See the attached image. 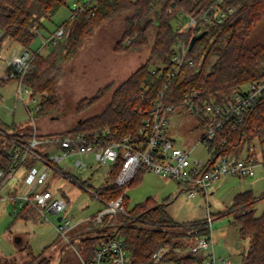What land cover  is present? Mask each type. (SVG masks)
Masks as SVG:
<instances>
[{
    "label": "trees",
    "instance_id": "16d2710c",
    "mask_svg": "<svg viewBox=\"0 0 264 264\" xmlns=\"http://www.w3.org/2000/svg\"><path fill=\"white\" fill-rule=\"evenodd\" d=\"M212 1L214 0H100L93 18H87V11L79 14L73 12L72 18L79 24L69 37L66 34L70 21L62 25L63 38H69L63 51L58 54L52 49L47 55L34 52V69L23 79V84L31 91V97L39 96L36 115L49 116L59 110L58 87L63 75V61L74 56L87 36L92 35L103 21L124 14L122 38L116 44V50L125 51L122 45L129 39L127 48L141 50L145 46H151L149 60L114 89L108 84L100 88L94 97L82 100L78 105L81 112L111 92L108 103L98 115L80 121L78 128L61 136L82 133L92 138L106 130L118 131L121 135H138L140 128L150 118L152 100L161 85V80L157 73L152 72L151 65H168L172 46L180 38V34L174 29V19L181 11L195 15ZM64 5L66 0H0V49L3 42L9 40L30 50L32 42L44 28L43 19L52 17ZM227 5L237 8L234 16L223 24L212 26L194 44L192 56L196 59V66L185 67L186 73L178 80L179 101L185 91L197 89L201 92L202 100L224 104L245 85L264 78V42L252 47L247 45V39L253 30L264 20V0H232ZM59 42L61 40L51 46ZM203 59V66L196 73L195 68L200 66ZM147 87L150 89L145 93ZM30 138L29 132H15V127L0 120V169L7 173V178L11 175L9 168L14 162L18 144L26 145ZM224 138L226 133L223 132L210 143L214 156L225 152L237 154V149L245 140L251 142L257 138L263 141L264 98L244 115L233 139L223 144ZM36 163L33 156L26 160L28 168ZM121 167L122 159L110 167L104 187L98 189L103 197L114 199L122 194L123 189L114 184ZM146 172L141 170L130 187L139 184ZM261 199H264V192ZM257 201L258 198L251 190L241 192L235 195L233 204L227 211L239 213L234 223L239 226L240 238L249 241L242 264H264V211L262 216H255L254 205ZM127 203L128 196L124 199L126 209ZM167 206L165 202L157 203L153 198H148L127 215H121L118 225L101 230L92 229L91 235L81 238L86 257L90 258L102 241L120 236L128 245L132 264H151L162 249L169 250L168 256L174 255L178 248L185 247L182 242L185 238L209 233L206 225L192 232L181 231L168 213ZM15 219L38 222V214L27 204ZM43 254L35 255L28 248L30 262L25 264H51V260ZM173 259L176 264L193 261L190 256H173ZM0 264L18 262L16 259H5Z\"/></svg>",
    "mask_w": 264,
    "mask_h": 264
},
{
    "label": "rangeland",
    "instance_id": "374dc122",
    "mask_svg": "<svg viewBox=\"0 0 264 264\" xmlns=\"http://www.w3.org/2000/svg\"><path fill=\"white\" fill-rule=\"evenodd\" d=\"M87 2L88 0H66V5L57 13L50 18L43 19L44 28L32 42L30 51L38 52L42 47V37L54 33L68 21H70V26L66 35L69 37L79 24L74 17L72 18L73 11ZM124 18L123 14L103 21L92 35L87 36L77 53L63 61V75L58 87L60 108L55 114L49 116L37 117L36 105L39 102V96L32 98L31 92L23 89L24 100L22 101L18 97L19 80H5V59L7 61L10 59L13 49L9 48V43L4 41L0 54V120L8 125H24L23 127L27 123L32 125L34 120L38 132V121H42L46 123L48 130L53 132L48 134V137H51L65 135L78 128L80 121L98 115L108 103L111 92L85 111H79V103L84 99L94 97L100 88L108 84L114 89L121 84L116 82L118 79L131 76L149 60L151 55V46H145L141 50L127 48L130 43L129 39L123 42L122 46L125 51L116 50V44L122 38ZM67 36L54 46L49 45L43 48L41 54L47 55L52 49H55L58 54L61 53L69 42ZM260 42H264V20L253 30L247 39V45L252 47ZM13 46H16L14 47L17 48L16 51L22 49L17 44ZM154 67L157 66L151 65V69ZM199 67L202 68L201 65ZM18 130L19 127L15 128V132H19ZM168 133L169 135L173 133L179 145L192 146L198 142L202 131L198 127L197 120L181 109L174 113ZM47 146L49 145H44V149H47ZM250 147L254 148L252 152L249 151ZM236 153L240 158L251 156L260 162V165L256 167L255 175L246 178L233 176L220 178L214 183L213 192L208 201L209 211L214 218L212 238L216 256L226 258L231 264H242L243 254L249 241L240 238L239 226L234 223L239 213H228L227 211L232 206L236 194L252 190L258 198L254 205L255 216H262L264 211V199H261L264 192V140L257 138L251 142L245 140ZM207 155L205 148L200 145L193 152V156L198 158H204ZM85 160L94 164L91 158ZM108 172L107 165L96 164L92 170L87 172L76 170L75 173H69V176L87 185L90 189L96 190L104 187ZM52 184L51 189L57 185L66 192L69 202V208L64 213L55 217L50 216L53 224L16 220L14 205L10 202L0 203V261L16 259L18 264L28 263L30 262L28 248H31L35 255L44 253V257L49 258L51 264H82L81 257L86 256V253L81 238L91 235L92 229L101 230L119 224L121 215L107 217L103 224H94L91 217L103 210L104 204L91 192L78 186L72 179L62 175L58 176ZM127 196V213L139 203L153 198L157 203L168 204L167 211L181 231L192 232L206 225L208 210L203 197L199 195L191 198L188 192L182 190L179 184L172 179H166L147 171L139 184L129 188ZM67 219L71 222V228L62 234L57 227L65 224ZM182 242L185 244L184 248H178L174 255H169L161 263L154 260L151 264H176L173 256L177 258L189 256V247L197 242V238L190 236Z\"/></svg>",
    "mask_w": 264,
    "mask_h": 264
},
{
    "label": "built area",
    "instance_id": "2783aa9c",
    "mask_svg": "<svg viewBox=\"0 0 264 264\" xmlns=\"http://www.w3.org/2000/svg\"><path fill=\"white\" fill-rule=\"evenodd\" d=\"M99 1L88 0L73 12L79 14L87 11V18H93ZM229 1L232 0H214L195 15L186 11L177 14L174 19V29L180 34V38L172 46L169 64L152 69L161 80V85L153 97L150 118L140 128L138 135H121L118 131L106 130L92 138L82 133L42 138L33 120L30 140L26 145L18 144V149L14 152V162L9 168L11 175L7 178V173L0 169V194L5 185L9 184L10 179L20 170H24V176L19 180L22 182V189L15 195L19 198V203L14 215L17 216L29 204L36 210L40 222L53 224L50 216H59L69 208L66 197L55 195L47 187L53 172H58L72 179L87 192H91L104 204V209L91 217L94 224H103L106 217L128 214L124 199L138 173L145 170L176 181L191 198L201 195L207 204L208 217L205 224L209 233L197 236V242L189 247V256L193 261L188 264H231L226 258L216 256L212 238L214 218L209 211L208 198L214 183L220 178L252 177L255 175L258 163L254 157L240 158L229 152L214 156L210 143L219 138L223 132L226 133L223 144L233 139L234 132L238 130L244 115L264 98V78L245 85L224 104L202 100L201 92L197 89L185 91L180 101L177 96L178 80L185 72V67L196 66V59L192 56L195 51L194 46L191 48L192 39L205 32L207 34L212 26L223 24L234 16L237 8L227 5ZM169 12L171 13L172 9ZM63 36L64 26H61L54 33L43 37L42 47L62 40ZM34 57V52L22 48L19 51L15 50L7 61L5 80H19L18 97L22 101L23 89L31 92L23 84V79L34 69ZM203 62L204 59L200 63L201 66ZM195 69L196 73L200 71V67ZM149 89L150 87H147L145 93ZM181 109L197 120L198 127L202 131L200 139L192 146L179 145L168 133L174 113ZM37 112L36 105V114ZM42 145H58L60 150L37 152ZM199 145L203 146L208 154L204 158L193 156ZM253 150V147L249 148L250 152ZM29 156L35 157L39 165L28 168L26 160ZM70 157H73L74 170L85 172L94 169L96 164L107 165L110 169L122 159L121 170L114 181L115 185L123 189L122 194L114 199L106 198L98 192V189H90L87 185L71 178L69 176V173H73L71 166L65 164L64 168L60 167ZM89 158L94 160V164L85 160ZM16 186L17 184L10 189L7 198L12 196ZM64 223L57 227L62 234L71 228L69 219ZM168 253V249H162L155 260L159 263L163 262ZM81 261L82 264H132L128 245L120 236L102 241L96 246L90 258L84 256L81 257Z\"/></svg>",
    "mask_w": 264,
    "mask_h": 264
},
{
    "label": "crops",
    "instance_id": "0c3cea01",
    "mask_svg": "<svg viewBox=\"0 0 264 264\" xmlns=\"http://www.w3.org/2000/svg\"><path fill=\"white\" fill-rule=\"evenodd\" d=\"M1 34H2V32H1V30H0V36H1ZM42 39H43V37H42ZM5 42H8L9 43V48H11V49H13V51H12V53L17 49V48H14V47H16V46H13V45H16V44H13L11 41H9V40H6ZM3 45V44H2ZM43 48H45V47H41V49L40 50H38V52H40V53H42V49ZM19 49H21V48H19ZM1 52H2V46H1V49H0V54H1ZM6 61H5V68H6V72H7V59H5ZM127 77L128 76H126V77H122V78H120V79H118L116 82H118V84H120V83H122V82H124L126 79H127ZM112 82H115V81H112ZM110 83V82H109ZM0 100H1V98H0ZM29 112H31L30 110H29ZM38 117V116H37ZM172 125V124H171ZM11 126H13V127H15V128H17V127H19V132H23V133H26V132H29L30 133V130H31V125H30V123H27V125L25 126V127H23L24 125H15V124H12ZM38 127H39V135L42 137V138H46V137H48V134L49 133H53V132H51L50 130H48V128L46 127V123L45 122H42V121H38ZM173 134V133H172ZM170 135L175 141H176V139L174 138V135ZM177 142V141H176ZM178 143V142H177ZM44 145H42L41 147H39V150L42 152V153H47V152H58L59 150H60V148H59V146L58 145H49V146H47V149H44L45 147H43ZM255 158V157H254ZM256 159V158H255ZM256 161H257V163H258V166L260 165V162L256 159ZM65 164H68L69 166H71V170L73 171V173H75V171L76 170H74V168L72 167V164H73V157H70L69 159H67L66 161H65V163L64 164H62V165H60V167H62V168H64V165ZM35 165H39V163H36ZM59 174V175H58ZM21 176H24V170H20L19 172H18V174L17 175H15L12 179H10V181H9V184L8 185H5V188H4V190H3V192L0 194V203H5V202H10V203H12L13 205H14V208H13V211L15 210V208L17 207V205H18V203H19V198H16L17 196H15L16 194H17V192L19 191L20 192V190L22 189V182L21 181H19L22 177ZM58 176H62V174H60V173H56V172H53V174L51 175V177H50V179H49V181H48V183H47V187L50 189V190H52L53 192H54V194L55 195H57V196H64V197H66L67 199H68V197H67V194H66V192L62 189V188H60L59 186H54V188H52L51 189V187L50 186H53V182H54V180H56V178H58ZM160 176V175H159ZM162 177V176H161ZM19 181V182H18ZM17 184V186L15 187V189H14V191H13V193L11 194L12 196L9 198H7V193L10 191V189H12L15 185ZM213 189V188H212ZM211 189V192H210V194H212V192H213V190ZM248 191V190H247ZM252 191V190H251ZM64 194V195H63ZM235 197V196H234ZM31 206V205H30ZM32 207V206H31ZM14 217H16L15 215H14ZM27 222V221H26ZM38 222H40V220H39V218H38ZM37 222V223H38ZM41 223H43V222H41Z\"/></svg>",
    "mask_w": 264,
    "mask_h": 264
},
{
    "label": "water",
    "instance_id": "95a60500",
    "mask_svg": "<svg viewBox=\"0 0 264 264\" xmlns=\"http://www.w3.org/2000/svg\"><path fill=\"white\" fill-rule=\"evenodd\" d=\"M205 34H206V32L203 33L202 35L198 36V37H194V38L192 39V42H191V48L194 46L195 42L198 41V40H199L201 37H203ZM59 220H61V218H59Z\"/></svg>",
    "mask_w": 264,
    "mask_h": 264
}]
</instances>
